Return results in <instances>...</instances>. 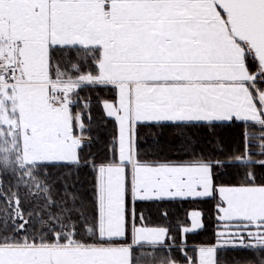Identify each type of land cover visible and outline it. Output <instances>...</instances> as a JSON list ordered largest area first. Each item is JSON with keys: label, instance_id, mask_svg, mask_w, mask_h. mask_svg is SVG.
Returning <instances> with one entry per match:
<instances>
[{"label": "snow or ice", "instance_id": "1", "mask_svg": "<svg viewBox=\"0 0 264 264\" xmlns=\"http://www.w3.org/2000/svg\"><path fill=\"white\" fill-rule=\"evenodd\" d=\"M85 89L111 93L96 97L116 125L99 162L82 156ZM165 125L236 127L239 140L144 158L140 129ZM81 167L90 201L68 183ZM0 168V264H178L170 241L184 264H264V0H0ZM223 169L241 178L218 183ZM180 200L215 201V240L192 256L201 211L177 244L139 207Z\"/></svg>", "mask_w": 264, "mask_h": 264}, {"label": "trees", "instance_id": "2", "mask_svg": "<svg viewBox=\"0 0 264 264\" xmlns=\"http://www.w3.org/2000/svg\"><path fill=\"white\" fill-rule=\"evenodd\" d=\"M108 92H90L85 89L82 97L92 98L91 122L88 125V131L84 134L86 141L82 150V156L91 160L94 158L97 162L110 157L109 151L111 142L115 135V122L106 117L96 97L110 96ZM87 122V119H86ZM240 129L236 127L220 126L213 130L212 133L201 127H175V126H149L140 129L139 148L142 156L146 159L160 160H190L195 156L210 152L213 148L220 144L224 151L234 148L239 140ZM256 159H259L257 157ZM63 182L62 177L67 174L68 169L53 170ZM225 175L220 176L218 183H230L239 180L241 177L236 175L234 169H223ZM3 169H0V176ZM94 182V173L89 167H81L78 173L72 170L68 183H75L76 189L80 192L85 201H90L92 197V185ZM8 181L5 180V186ZM15 190V189H13ZM3 201H0V205ZM214 200H180L174 202H165L160 205H140L141 210L149 222V226L164 225L171 226L172 234L176 237V243H180L179 226L189 225L188 212L190 210H198L203 213V223L205 227L195 232L189 233L186 237L187 254L194 255L192 249L204 244L214 242L215 233L218 230L217 221L214 212ZM27 207V204L25 205ZM168 211L167 219L161 216L162 211ZM172 242H169L170 248ZM165 248V247H164ZM223 258L225 255L231 262L232 258L250 255L244 252H227L221 253ZM161 256L164 257L162 254ZM256 259L259 260L261 255L255 253ZM178 263L184 264V253L172 248L168 255ZM146 259L141 262H148Z\"/></svg>", "mask_w": 264, "mask_h": 264}, {"label": "rangeland", "instance_id": "3", "mask_svg": "<svg viewBox=\"0 0 264 264\" xmlns=\"http://www.w3.org/2000/svg\"><path fill=\"white\" fill-rule=\"evenodd\" d=\"M86 141V140H85ZM0 169H2V168H0ZM165 248H164V252H168V255H169V253L171 252V251H169V248H167V247H169V246H164ZM164 252H161L160 253V258H163V256H161L162 254L164 255ZM151 254H149V256H150ZM148 262H144L143 264H159V258L156 260V261H153L151 258H149V260H147ZM178 264H181V263H178Z\"/></svg>", "mask_w": 264, "mask_h": 264}, {"label": "crops", "instance_id": "4", "mask_svg": "<svg viewBox=\"0 0 264 264\" xmlns=\"http://www.w3.org/2000/svg\"><path fill=\"white\" fill-rule=\"evenodd\" d=\"M105 114V113H104ZM191 211H193V210H190L188 213H190ZM187 217H188V215H187ZM188 226H190V222H189V225Z\"/></svg>", "mask_w": 264, "mask_h": 264}]
</instances>
